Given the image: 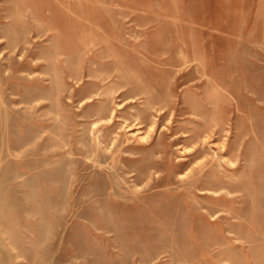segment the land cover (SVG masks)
<instances>
[{
  "label": "rangeland",
  "instance_id": "374dc122",
  "mask_svg": "<svg viewBox=\"0 0 264 264\" xmlns=\"http://www.w3.org/2000/svg\"><path fill=\"white\" fill-rule=\"evenodd\" d=\"M0 264H264V0H0Z\"/></svg>",
  "mask_w": 264,
  "mask_h": 264
}]
</instances>
